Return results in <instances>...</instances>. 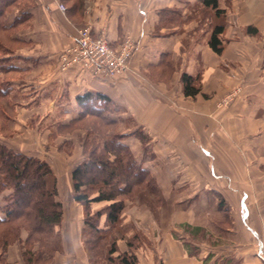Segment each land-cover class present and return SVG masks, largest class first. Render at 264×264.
Masks as SVG:
<instances>
[{
    "label": "crops",
    "instance_id": "0c3cea01",
    "mask_svg": "<svg viewBox=\"0 0 264 264\" xmlns=\"http://www.w3.org/2000/svg\"><path fill=\"white\" fill-rule=\"evenodd\" d=\"M218 5L220 15L202 0H12L3 15L9 26L0 29L9 34L3 59L13 57L6 72L20 76L7 79L12 100L36 98L40 102L27 109L31 115L48 116L60 109L70 118L80 111L79 94L101 92L132 118L133 132L142 129L147 134L153 156L144 165L163 198L159 210L169 212L159 218L149 205L143 224L138 204L125 208L123 223H137L146 234L133 248L137 264L260 263L264 0H219ZM23 9L28 13L15 23ZM219 24L224 26L221 54L209 45ZM83 25L114 47L126 36L135 40L124 74L102 79L75 68L59 70L58 52L73 43ZM167 55L171 70L160 76ZM182 72L200 75L202 89L196 96L184 95ZM237 87L241 91L223 106L221 101ZM126 142L142 160L143 143L135 135ZM75 147L66 171L52 166L58 195L67 199L57 227L60 249L49 264H95L83 235L85 208L73 198L72 171L83 160L81 142ZM185 224L190 228L185 230ZM27 235L24 230L21 240L8 246L2 255L5 263L25 264L21 243ZM116 241L120 250L112 254L129 250L128 240L121 236Z\"/></svg>",
    "mask_w": 264,
    "mask_h": 264
},
{
    "label": "trees",
    "instance_id": "16d2710c",
    "mask_svg": "<svg viewBox=\"0 0 264 264\" xmlns=\"http://www.w3.org/2000/svg\"><path fill=\"white\" fill-rule=\"evenodd\" d=\"M0 18L6 12L12 0H0ZM206 7L213 9L218 15L219 0H202ZM28 13L25 9L15 23ZM13 23V25L15 24ZM12 25V26H13ZM2 26V27H1ZM9 27L3 21L0 29ZM224 26L216 25L209 38V45L218 54L224 49L221 34ZM2 45L0 44V48ZM170 56H163V62H169ZM0 57V73L6 72L11 65L3 66ZM167 60V61H166ZM162 62V61H161ZM4 64V63H3ZM5 68V70H3ZM182 90L185 96H196L201 92L200 75L193 76L182 72L180 76ZM10 80L0 78V96L10 97ZM80 107L74 116V122L84 120L87 116L96 118L98 126H88L82 139L83 160L72 171L73 198L81 202L85 208V232L89 235L86 242L91 248L98 243L96 234L101 230L110 231L123 220V212L129 204H133L137 194L144 189L156 190L157 184L144 162L151 157L148 151V136L142 130L131 133L116 132L119 119L111 117L117 110L110 96L95 91H86L77 96ZM140 132V133H139ZM135 135L144 146L143 159L138 160L126 143L125 138ZM53 175V169L48 161L42 160L24 152L15 151L0 142V193L5 188H12L8 197L9 202H0V260H4L3 253L8 246L21 240L22 230H27L22 258L26 264H38L44 253L53 256L57 248V227L63 219L62 203L57 199L56 182L50 186L48 180ZM158 191V189H157ZM102 203L99 208L91 211L93 204ZM4 213L2 216L1 214ZM103 224L100 225L101 218ZM184 229L190 226L183 225ZM192 231L196 229L192 227ZM100 238V237H98ZM102 239V238H100ZM34 243L38 244V256L34 251ZM129 250L117 257L121 264H137L135 247L128 240ZM117 250L116 246L110 250L111 254Z\"/></svg>",
    "mask_w": 264,
    "mask_h": 264
},
{
    "label": "rangeland",
    "instance_id": "374dc122",
    "mask_svg": "<svg viewBox=\"0 0 264 264\" xmlns=\"http://www.w3.org/2000/svg\"><path fill=\"white\" fill-rule=\"evenodd\" d=\"M4 4V2L0 1V5ZM18 18V17H17ZM0 24H3V18H0ZM2 27V26H1ZM9 34H5L3 31H0V44L2 47L0 48V57L3 59V55L5 54V49L3 46L7 44L6 38ZM14 48V47H12ZM15 49H12L13 52ZM59 53V52H58ZM12 58L3 59L2 65L8 66L10 62H12ZM17 58V56H15ZM4 63V64H3ZM171 62L166 63L165 68L161 69L159 75L163 73L164 75H168L171 69ZM169 64V65H168ZM1 65V64H0ZM168 65V66H167ZM5 70V68L3 69ZM10 70V68L6 69ZM0 78L3 79H10V78H20L19 74L17 73H7L1 72ZM23 83V82H22ZM29 91H33V89H29ZM232 100L228 103H224L221 101L223 106L228 105ZM39 99L37 100L34 98L33 100L27 99H5L0 96V142L5 144L6 146L12 148L15 151L24 152L29 155H33L38 157L42 160H46L49 162L51 167L53 166L56 171H66L67 161L69 160V156L74 155L75 152V144H79V141L82 145V139L85 136L86 128L88 126H98L99 121L96 118H92L90 116H86L84 120L79 122H74V117H68L63 114H60V109L55 111V113H48V116H40L39 114L31 115L28 110V106L35 105L39 103ZM26 106V107H25ZM117 107V106H116ZM28 109V110H27ZM111 117L119 119V122L113 131L116 132H126L131 133L136 127V124L133 122L132 118L129 115H123L121 110L117 108L115 112L111 114ZM11 121H14L11 123ZM135 131H138L135 130ZM140 133V132H139ZM132 136V135H131ZM130 136V137H131ZM137 137V136H136ZM140 141L141 139L137 137ZM127 138H125L126 141ZM142 142V141H141ZM133 153L135 154V150L131 147L130 142H126ZM78 146V145H77ZM143 154H144V146H143ZM147 153L153 156L152 151L148 148ZM136 157L138 155L135 154ZM50 186L57 182L56 176L53 171V175L49 177L48 180ZM57 187V186H56ZM12 188H5L0 193V202L8 203V197L12 192ZM58 191V190H57ZM66 192V190H65ZM59 194V191H58ZM57 199L61 201L62 205L63 202H66V196L63 194L58 195ZM135 204L140 206V210L138 214L141 215L140 220H143V224L147 220V214L144 212V209L151 205L155 211L154 215L158 216L159 218H163L164 215H168L167 212L169 211H160L158 206L163 203V198L159 195L157 189L150 190L144 189L140 193L137 194L135 199ZM102 203H95L91 208V211L99 208ZM130 210V209H127ZM168 210V208H167ZM2 216L4 213L1 214ZM104 217L100 220V225L104 222ZM143 224H140L141 226ZM25 230V229H24ZM22 230V232L24 231ZM27 231V230H25ZM21 232V233H22ZM28 234V231H27ZM98 243L94 245L92 248V259L95 261V264H121L120 259L111 254L110 250L113 246L117 248L119 251V245L117 244V239L119 237H123L126 240H131L134 246H137L138 243H142L146 240V234H144L143 229L139 227L137 223L134 222H127L123 223V220L117 224L114 229L110 231L101 230L98 234H96ZM57 237V248L60 249L59 246V232L56 235ZM86 238L89 235L86 233ZM102 239H100V238ZM17 242V241H16ZM30 244V243H29ZM25 243V240L21 243L22 251L23 248L29 245ZM33 250L36 252L38 251V244L34 243ZM117 251V252H118ZM38 256V252L36 253L35 257ZM50 254L44 253V256L40 258L38 264H49L51 261ZM23 259V258H22ZM24 261V260H23ZM25 263V262H24ZM0 264H7L5 260H0ZM26 264V263H25Z\"/></svg>",
    "mask_w": 264,
    "mask_h": 264
},
{
    "label": "built area",
    "instance_id": "2783aa9c",
    "mask_svg": "<svg viewBox=\"0 0 264 264\" xmlns=\"http://www.w3.org/2000/svg\"><path fill=\"white\" fill-rule=\"evenodd\" d=\"M59 7L62 11L66 10L62 3ZM135 49L136 42L130 36H126L118 47H114L105 36H94L90 25H83L77 28L73 43L57 54L59 70L65 72L75 68L93 77L114 79L128 70ZM241 89L237 87L231 91L223 99L224 103L232 100ZM259 257V264H264V239Z\"/></svg>",
    "mask_w": 264,
    "mask_h": 264
}]
</instances>
